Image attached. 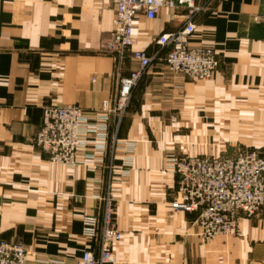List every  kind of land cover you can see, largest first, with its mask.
<instances>
[{
	"label": "crops",
	"instance_id": "1",
	"mask_svg": "<svg viewBox=\"0 0 264 264\" xmlns=\"http://www.w3.org/2000/svg\"><path fill=\"white\" fill-rule=\"evenodd\" d=\"M184 13L139 15L136 43L120 55L102 51L113 0H0V241L22 243L28 264H81L84 251L98 253L97 240L83 235V218L101 214L102 187L85 166L52 163L35 145L43 107L79 105L93 116L137 68L132 51L154 55L157 39L176 30ZM190 44L216 51L210 80L193 81L158 61L117 128L112 120V131L135 149L128 177L115 180L122 240L105 264H264V207L240 216L236 235L206 242L198 214L169 205L178 183L171 157L264 154V0H211ZM125 157L116 154L118 167Z\"/></svg>",
	"mask_w": 264,
	"mask_h": 264
},
{
	"label": "built area",
	"instance_id": "2",
	"mask_svg": "<svg viewBox=\"0 0 264 264\" xmlns=\"http://www.w3.org/2000/svg\"><path fill=\"white\" fill-rule=\"evenodd\" d=\"M210 1L113 0V28L102 46V51L110 54L122 55L136 43L134 31L139 15L151 21L164 8L183 9L185 13L176 30L157 39L160 48L154 55L144 49L132 51L137 68L121 77L113 101H104L93 116L79 105L43 107L35 145L52 163L71 168L85 166L91 174L90 180L102 187L96 196L102 205L101 214L83 218V235L97 240L98 253L84 251L81 264L114 262L115 246L122 240L115 220L118 190L115 180L128 177L135 143L119 139L112 131V120L117 128L143 76L158 61L168 71L182 73L193 81L210 80L218 68L219 60L213 48L190 44L196 18ZM119 151L126 153L120 167L115 163ZM169 161L178 176L169 205L175 211L197 213L199 234L206 242L220 235L237 234L240 216L252 218L264 207V154L257 149H243L224 156L178 155ZM103 169L105 179L101 176ZM0 264H28L27 249L22 243L1 240Z\"/></svg>",
	"mask_w": 264,
	"mask_h": 264
},
{
	"label": "rangeland",
	"instance_id": "3",
	"mask_svg": "<svg viewBox=\"0 0 264 264\" xmlns=\"http://www.w3.org/2000/svg\"><path fill=\"white\" fill-rule=\"evenodd\" d=\"M247 149H250V148H247ZM216 156H218V155H216ZM129 169H131V167H129ZM116 176H118V170H117V175ZM172 201V200H171ZM170 201V202H171ZM234 235H236V234H234ZM220 236H222V235H220ZM230 236V235H229ZM232 236V235H231ZM218 237V236H217ZM215 239V238H214ZM213 240V239H212ZM211 241V240H210ZM209 242V241H208Z\"/></svg>",
	"mask_w": 264,
	"mask_h": 264
}]
</instances>
